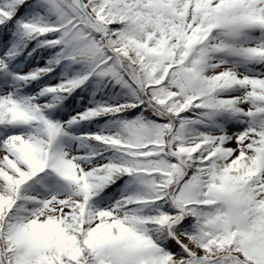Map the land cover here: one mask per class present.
Wrapping results in <instances>:
<instances>
[{"label":"snow or ice","instance_id":"6c2138e0","mask_svg":"<svg viewBox=\"0 0 264 264\" xmlns=\"http://www.w3.org/2000/svg\"><path fill=\"white\" fill-rule=\"evenodd\" d=\"M0 264H264V0H0Z\"/></svg>","mask_w":264,"mask_h":264}]
</instances>
